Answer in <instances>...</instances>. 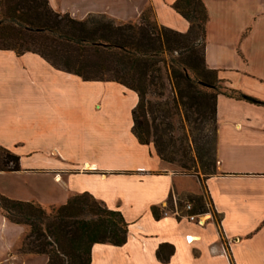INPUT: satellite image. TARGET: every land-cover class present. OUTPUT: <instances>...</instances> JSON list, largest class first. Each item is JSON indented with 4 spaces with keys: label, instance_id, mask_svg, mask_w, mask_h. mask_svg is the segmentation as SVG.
I'll return each instance as SVG.
<instances>
[{
    "label": "crops",
    "instance_id": "0c3cea01",
    "mask_svg": "<svg viewBox=\"0 0 264 264\" xmlns=\"http://www.w3.org/2000/svg\"><path fill=\"white\" fill-rule=\"evenodd\" d=\"M175 1L49 3L77 18L105 13L118 21L138 20L152 6L158 22L187 31ZM203 1L206 63L242 94H217V169L206 177L139 140L136 90L85 79L36 51L0 48V143L21 156V169L0 170V192L50 206L89 191L121 210L126 241L95 242L90 264H264V0ZM204 192L220 220L211 210L198 212L204 223L174 212V195L189 201ZM28 229L0 210V264H48L46 253L19 248ZM163 243L173 246L166 260L158 256Z\"/></svg>",
    "mask_w": 264,
    "mask_h": 264
},
{
    "label": "trees",
    "instance_id": "16d2710c",
    "mask_svg": "<svg viewBox=\"0 0 264 264\" xmlns=\"http://www.w3.org/2000/svg\"><path fill=\"white\" fill-rule=\"evenodd\" d=\"M173 6L189 19L187 31L158 22L152 6L138 20L118 21L105 13L77 18L54 9L49 0H0V48H12L18 54L36 51L56 67L85 79L116 80L136 90L139 99L133 108V131L139 140L154 141L160 156L169 161H175L180 152L181 165L188 169L198 157L207 168L206 177L217 169L216 144L211 161L206 157L210 152L207 138L199 137L198 155L190 156L187 148L178 147L172 135L173 107L179 102L188 104L190 109L201 111L205 122L213 117L216 123L217 94L220 91L234 96L242 94L223 87L217 70L206 63L208 11L204 1L176 0ZM198 37L203 40L201 53L197 49ZM164 72L174 93L173 106L168 101L148 97L149 93L157 97L165 93ZM165 135L169 136L167 145ZM18 169H21L20 154L0 143V170ZM187 172L201 176L198 170ZM188 199L193 203L192 211L211 210L220 220L207 193ZM184 203L185 200H179L180 206ZM208 204H212V209ZM0 210L10 220L30 226L26 234L30 246L23 251L46 253L48 264H56L53 253L60 247L55 248L54 242L68 253V264H90L95 242L122 244L127 239L128 222L121 210L109 207L89 191L75 194L50 210L39 202L0 192ZM154 212L159 214L157 207ZM78 214L82 217L75 219ZM44 229L54 236V242L47 239ZM66 242L72 251L66 250L69 248ZM172 250V244L163 243L158 256L166 260Z\"/></svg>",
    "mask_w": 264,
    "mask_h": 264
},
{
    "label": "rangeland",
    "instance_id": "374dc122",
    "mask_svg": "<svg viewBox=\"0 0 264 264\" xmlns=\"http://www.w3.org/2000/svg\"><path fill=\"white\" fill-rule=\"evenodd\" d=\"M197 41H198L197 49L201 53L202 47H203V40L201 37H198ZM167 59L169 62L168 57H167ZM164 79L166 81L165 93L163 95H161L160 97H157V96L149 93L148 97H150L153 100L159 99L162 101H168L169 104L171 106H173L175 104L173 101L174 93L172 91V86L169 83V80L166 78V72H164ZM220 84L222 86L224 85L222 82H220ZM173 111H174V114L171 116V119L174 122V129L172 130V135H174L177 146L181 147V148H187L189 150L190 156L191 155H198V145L201 144L199 137H203V139L207 138L209 141L208 147L210 150L209 154H207V156H206V157H208L207 161L213 160L214 155H215V144H216V123H215V120L213 119V117H210L208 122H205V120L202 119L200 110L198 111V110H195L194 108L190 109L188 107V104H183L181 102H179V104L176 108L173 107ZM188 114H189V117H188ZM168 140H169V136L165 135L166 145L168 143ZM150 143L157 150L155 142L151 141ZM182 156L183 155L179 152L176 156L177 159L175 161H170V162H172L178 169H180L183 172H187L190 170L191 171L192 170H198L199 172H201V175H205L204 172L207 171V168H204V166L202 165V162L199 160L198 157H196V162H192V163H194V165L191 167V169L190 168L188 169V168L181 165V162L179 159ZM185 197L188 198L187 195H185ZM185 201H187V200H185ZM59 205L60 204H54V205H50V206H45V208L50 210L52 207H58ZM207 207L212 209V204H208ZM81 217L82 216L79 214L74 216L75 219H79ZM43 227L45 228L46 225L43 224ZM29 230H30V226H29L28 232H29ZM44 231L47 232V239L52 240L54 242V236L52 234H50L48 231H46V229H44ZM25 240L27 241L26 243L24 242ZM29 241H30V239L29 240L26 239V235H25L22 243H20L19 248H21L23 246L24 249H22V250H27L28 246H30L28 244ZM65 244H66L65 246L67 248L68 243L66 242ZM54 246H55V248L60 247L59 249L57 248L56 254L53 253L54 262L56 264H63V263L68 264V260H69L68 259L69 258L68 253H66L61 248L59 243L54 242ZM66 250L72 251V248L69 247Z\"/></svg>",
    "mask_w": 264,
    "mask_h": 264
},
{
    "label": "built area",
    "instance_id": "2783aa9c",
    "mask_svg": "<svg viewBox=\"0 0 264 264\" xmlns=\"http://www.w3.org/2000/svg\"><path fill=\"white\" fill-rule=\"evenodd\" d=\"M173 199H174V204H175V213L180 216V217H185L189 220H196L200 223H204L205 220L199 218L198 216L201 214V213H198V212H194L192 211L193 209V203L191 201H185L184 205H183V208L180 207L179 205V198L177 195H174L173 196ZM165 212H168V210L166 209ZM187 239L189 241L192 240V237H190V234L187 235Z\"/></svg>",
    "mask_w": 264,
    "mask_h": 264
}]
</instances>
